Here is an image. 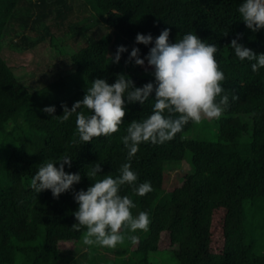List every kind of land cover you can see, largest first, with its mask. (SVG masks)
<instances>
[{
  "label": "trees",
  "instance_id": "trees-1",
  "mask_svg": "<svg viewBox=\"0 0 264 264\" xmlns=\"http://www.w3.org/2000/svg\"><path fill=\"white\" fill-rule=\"evenodd\" d=\"M244 2L0 0V264H72L74 255L55 244H84L86 229L72 228L79 208L74 192L94 184L86 175L89 165L101 163L102 172L95 177L99 180L117 176L129 163L121 137L128 123L152 114L155 93L143 106L125 98L127 115L120 131L87 144L79 141L75 114L61 122L42 109L54 106L55 116H62L61 105L71 109L97 78L113 84L123 73L136 87L155 83V77L137 74L138 69H153L147 61L144 67L126 62L134 47L144 59L155 46L137 44V34L150 33L155 41L166 28L171 43L192 33L219 48L216 59L225 73L222 86L229 105L219 119H206L214 123L211 137L190 135L196 123L189 122L169 142L139 145L130 161L132 170L137 184L151 182L154 191L140 197L125 185L121 194L133 199L134 215L149 214V229L134 233L135 245H86L79 258L85 264H151L152 253L165 250L176 264H264V68L253 72L254 61L239 60L229 47L239 36L238 43L264 54V29L252 32L242 22L238 9ZM41 22L68 58L61 74L29 86L2 55L3 42L14 33L40 28ZM15 38L24 49L38 42L26 34ZM119 46L127 51L119 64L111 63ZM65 153L73 158L65 171L80 174L81 183L58 199L50 190L37 194L30 183L39 166L46 160L58 163ZM182 161L189 169L181 184L165 190V167Z\"/></svg>",
  "mask_w": 264,
  "mask_h": 264
},
{
  "label": "clouds",
  "instance_id": "clouds-1",
  "mask_svg": "<svg viewBox=\"0 0 264 264\" xmlns=\"http://www.w3.org/2000/svg\"><path fill=\"white\" fill-rule=\"evenodd\" d=\"M242 22L252 32L264 29V0H245L239 6ZM170 29H164L153 41V36L137 34L136 43L151 47L148 55L140 58V49L134 47L129 60L135 65H147L154 69L155 83L149 82L136 87L131 77L117 74L116 82L109 84L106 79L97 78L87 87L82 100L69 109L62 104V116H55L54 106L45 107L43 112L54 119L66 122L76 115V131L79 141L92 143L94 138L110 137L120 131L127 115L125 98L128 103L144 105L155 93L152 114L142 121L128 123L126 135L121 141L128 149L129 163H124L117 176L108 174L102 179L95 177L102 172L101 163L88 166L87 177L94 181L88 189L74 192V200L79 205L73 213L78 223L72 226L74 231L86 229L82 241L88 246H100L115 249L126 241L138 243L134 235L138 230L147 231L151 224L145 211L133 214L136 204L128 195H122L125 185L131 186L135 195L143 197L154 191L151 182L137 184L138 174L132 170L130 161L139 152V145L151 143L164 144L182 133L189 123L199 124L203 120L219 119L229 105V96L223 88L226 79L216 59L219 48L201 39L197 34L188 33L175 43L170 42ZM233 39L229 46L239 60L254 61L253 72L264 68V54L257 55L252 49ZM119 46L111 63L119 64L121 54L126 52ZM237 100V96L232 97ZM87 109L89 114H85ZM75 143V141H74ZM73 158L65 153L58 163L45 161L32 177L30 186L37 193L50 190L55 198L73 190L81 183L80 174L65 171V165L72 166ZM59 164V167H57ZM94 165V166H93Z\"/></svg>",
  "mask_w": 264,
  "mask_h": 264
},
{
  "label": "rangeland",
  "instance_id": "rangeland-1",
  "mask_svg": "<svg viewBox=\"0 0 264 264\" xmlns=\"http://www.w3.org/2000/svg\"><path fill=\"white\" fill-rule=\"evenodd\" d=\"M89 15V12L86 13ZM35 29L24 30V34L28 36L32 41L38 40L35 46L28 48H22L21 43H16V36L24 35L22 31L9 36L3 42L2 55L12 68L14 74L18 77L19 81L29 86H37L41 81L52 80L57 74H61L64 68L63 63L68 58L64 49L61 47V42L56 38H48L43 30L44 24L41 22ZM17 28V27H15ZM39 28V29H37ZM42 30V32L40 31ZM43 33V34H42ZM68 67V66H67ZM68 68H71L69 66ZM137 74L141 76L154 77V69L143 70L138 69ZM41 80V81H40ZM213 122L209 123L203 120L201 123L196 124L195 130L190 134L194 137H211V131L213 129ZM166 176L164 181L165 190H171L173 187L180 185L183 179V174L189 169V165L186 161L179 163H171L166 167ZM218 239V238H217ZM60 250L70 251L74 255L72 264H85L86 262L79 258V253L87 250L85 244H76L72 241H57L55 244ZM77 250V251H75ZM109 257H113L114 253L105 252ZM151 264H176L172 259L169 252L165 250H158L151 255Z\"/></svg>",
  "mask_w": 264,
  "mask_h": 264
}]
</instances>
